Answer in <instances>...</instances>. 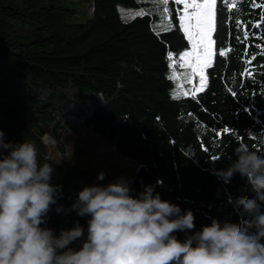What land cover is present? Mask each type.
Returning a JSON list of instances; mask_svg holds the SVG:
<instances>
[{
  "label": "trees",
  "instance_id": "1",
  "mask_svg": "<svg viewBox=\"0 0 264 264\" xmlns=\"http://www.w3.org/2000/svg\"><path fill=\"white\" fill-rule=\"evenodd\" d=\"M81 2L85 8L78 10ZM168 7L172 27L166 31L163 5L152 0H0V131L6 142H34L39 162L51 164V183L61 186L62 196L42 226L57 234L75 222L86 233L88 217L69 209L84 186L110 183L97 180L99 166L80 165L75 150L67 153L71 118L138 164L130 183L134 197L161 181L155 192L193 212V231L212 218L246 219L236 205L238 197L253 196L245 180L235 174L225 182L217 173L236 159L238 143L264 153V55L255 46L264 41L236 39L243 32L237 19L260 33L252 23L262 9L252 0H218L217 55L206 70V90L193 98L177 88L178 64L169 66L168 52L178 61L189 42L179 21L182 6L170 0ZM128 11L137 14L125 20ZM78 13L82 20L72 21ZM221 48L230 49L227 56L218 55ZM253 54V75L246 78ZM174 235L183 241L186 233Z\"/></svg>",
  "mask_w": 264,
  "mask_h": 264
},
{
  "label": "clouds",
  "instance_id": "2",
  "mask_svg": "<svg viewBox=\"0 0 264 264\" xmlns=\"http://www.w3.org/2000/svg\"><path fill=\"white\" fill-rule=\"evenodd\" d=\"M234 154L217 175L227 182L239 174L253 194L236 200L242 223L212 218L193 231V212L155 192L161 181L134 197L131 181L121 176L77 193L69 211L88 217L86 233L75 222L57 234L42 226L62 196L61 186L51 183V164L39 162L34 142H6L0 131V264H264V153L238 143ZM177 232L186 233L183 241Z\"/></svg>",
  "mask_w": 264,
  "mask_h": 264
},
{
  "label": "snow or ice",
  "instance_id": "3",
  "mask_svg": "<svg viewBox=\"0 0 264 264\" xmlns=\"http://www.w3.org/2000/svg\"><path fill=\"white\" fill-rule=\"evenodd\" d=\"M152 2L157 6L163 5L162 20L167 25L165 30H171V13L168 7L170 0H152ZM174 3L175 5H183L179 21L183 34L189 42L190 49L179 55L178 61L173 57L171 51L168 52L167 58L171 62L170 67L175 69L178 64L180 69L188 70L176 77L177 80L182 81L177 85V88L182 91L184 96L195 98L198 93L206 90L208 79L206 70L213 66L214 56L217 55L214 33L217 31L218 0H174ZM229 7L235 8V4L230 3ZM252 7L262 9L259 19L252 23V28L260 29V33H250L247 25L237 19V28L243 26L242 36H236L237 41L240 43H246L250 35L257 40L264 41V0H252ZM255 46L260 49V54L264 55V43ZM229 50L221 48L218 55L225 57L228 55ZM244 55L247 58V47L244 50ZM256 58V55L253 54L250 59L246 60L248 68L243 73L246 78L253 75L251 66ZM195 77H199L198 84L193 82ZM185 84L191 85V87H185ZM261 94H264V91ZM224 133H229V130L224 129Z\"/></svg>",
  "mask_w": 264,
  "mask_h": 264
},
{
  "label": "rangeland",
  "instance_id": "4",
  "mask_svg": "<svg viewBox=\"0 0 264 264\" xmlns=\"http://www.w3.org/2000/svg\"><path fill=\"white\" fill-rule=\"evenodd\" d=\"M85 6V2H81L78 6H75L78 10H82ZM182 9H183V5ZM122 9H120L121 11ZM182 13V10L180 14ZM123 18L128 20L134 17L137 13L135 11L122 12ZM82 13L76 15V19L72 21H81ZM187 39V38H186ZM190 49V45H189ZM188 49V50H189ZM188 70L181 69V72H176V77L182 75ZM179 82H182L178 80ZM194 83L199 82V77L194 78ZM185 87H191V85L185 84ZM66 150L70 154L75 150V155L77 156V162L82 165H92L94 167L99 166V171L105 174L106 179L111 183L117 177H125L130 181L137 171L138 164L131 158L121 156L115 152V150L105 141L101 140L93 132L80 127L74 119H69L66 124ZM46 139V138H45ZM46 141H48L46 139ZM50 144H45L48 148H53L54 142L50 139ZM83 147L86 148L85 152ZM67 154L64 156L58 155V158H66Z\"/></svg>",
  "mask_w": 264,
  "mask_h": 264
},
{
  "label": "built area",
  "instance_id": "5",
  "mask_svg": "<svg viewBox=\"0 0 264 264\" xmlns=\"http://www.w3.org/2000/svg\"><path fill=\"white\" fill-rule=\"evenodd\" d=\"M45 138L48 139L49 143H48L47 141H45ZM43 142H44V144H46V143H47V144H50L51 141H50V138H49V137L45 136V137L43 138Z\"/></svg>",
  "mask_w": 264,
  "mask_h": 264
},
{
  "label": "bare ground",
  "instance_id": "6",
  "mask_svg": "<svg viewBox=\"0 0 264 264\" xmlns=\"http://www.w3.org/2000/svg\"><path fill=\"white\" fill-rule=\"evenodd\" d=\"M47 139V138H46ZM46 139H45V141H46ZM48 140V139H47ZM48 143H49V141H47Z\"/></svg>",
  "mask_w": 264,
  "mask_h": 264
},
{
  "label": "water",
  "instance_id": "7",
  "mask_svg": "<svg viewBox=\"0 0 264 264\" xmlns=\"http://www.w3.org/2000/svg\"><path fill=\"white\" fill-rule=\"evenodd\" d=\"M48 137V136H47Z\"/></svg>",
  "mask_w": 264,
  "mask_h": 264
}]
</instances>
